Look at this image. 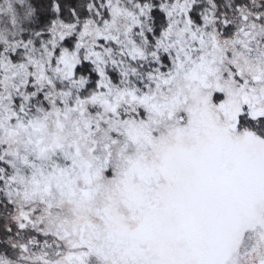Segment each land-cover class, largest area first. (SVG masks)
<instances>
[{"label":"snow or ice","instance_id":"obj_1","mask_svg":"<svg viewBox=\"0 0 264 264\" xmlns=\"http://www.w3.org/2000/svg\"><path fill=\"white\" fill-rule=\"evenodd\" d=\"M0 264H264V0H0Z\"/></svg>","mask_w":264,"mask_h":264}]
</instances>
